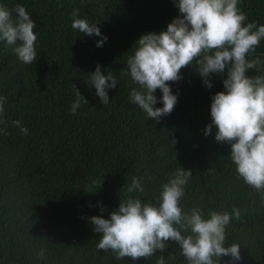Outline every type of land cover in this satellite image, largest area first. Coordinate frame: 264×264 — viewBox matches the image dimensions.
Here are the masks:
<instances>
[{
  "label": "trees",
  "instance_id": "16d2710c",
  "mask_svg": "<svg viewBox=\"0 0 264 264\" xmlns=\"http://www.w3.org/2000/svg\"><path fill=\"white\" fill-rule=\"evenodd\" d=\"M0 3L25 6L37 25L38 53L37 61L24 64L0 41V95L7 98V123H0V264H157L160 255L166 264H188L176 241L149 258L117 260L110 250L97 248L103 234L90 222L92 216L110 218L128 198L133 177L142 178L144 192L131 195L158 204L161 186L178 169L191 172L180 201L185 213L198 208L208 218L213 211H240L226 226L225 246L238 243L242 259L214 260L264 264V190L239 176L231 144L215 139V126L205 134L212 99L225 91L227 69L213 74L208 88L194 70L195 60L182 68V78L170 82L177 103L158 121L130 99L131 89L139 88L127 67L138 47L133 45L142 34L166 30L180 15L175 0ZM239 7L246 23L264 24V0H239ZM73 9L99 23L108 37L102 47H97L102 37L72 29ZM254 56L264 61V40L249 59ZM98 64L118 81L108 89L107 105L85 82ZM75 85L88 102L82 100L73 115ZM154 94L155 107H162L161 90ZM15 120L28 128L27 135L12 124Z\"/></svg>",
  "mask_w": 264,
  "mask_h": 264
},
{
  "label": "clouds",
  "instance_id": "9594fccd",
  "mask_svg": "<svg viewBox=\"0 0 264 264\" xmlns=\"http://www.w3.org/2000/svg\"><path fill=\"white\" fill-rule=\"evenodd\" d=\"M175 3L180 15L166 30L142 34L133 45L138 47L128 57L127 67L139 88L131 89L130 99L148 118L158 121L170 114L177 103L170 82L182 78V68L192 66L195 60L194 70L208 88L213 86L210 77L223 75L227 69L223 80L225 91L216 93L212 99V123L205 134H210L215 126V139L231 144V159L239 176L257 190H264V74H260L264 72V61L255 56L249 59L264 40V24L246 23L248 17L241 11L239 0H175ZM71 16L72 29L102 37L97 47L103 46L108 37L102 34L99 23L80 18L79 9H73ZM36 27L25 6L17 4L10 9L0 3V41L6 42L24 64H32L38 58ZM250 69L257 74L247 75ZM85 82L94 86L103 105L110 102L108 89L118 84L117 78L108 71L105 75L99 64ZM75 88L73 115L82 100L88 102L76 85ZM157 89L162 92L159 98L162 107H155ZM6 99L0 95V123L4 124ZM12 124L28 134V128L20 120ZM190 175V171L178 169L161 186L158 204L145 203L140 196L131 195L144 192L142 178L133 177L128 198L111 212L110 218L90 217L94 231L103 234L97 248L110 250L117 260L125 257L138 260L152 257L157 251L162 253L168 241H176L188 264H218L214 257L223 256L242 259L238 243L225 246L226 226L233 216L239 218V209H233L232 213L213 211L208 218L198 208L185 213L180 201ZM189 230L190 234L185 235ZM157 264H166L163 255L158 257Z\"/></svg>",
  "mask_w": 264,
  "mask_h": 264
}]
</instances>
